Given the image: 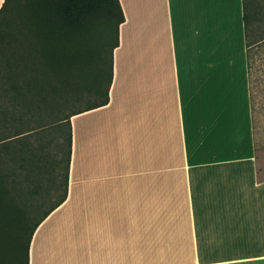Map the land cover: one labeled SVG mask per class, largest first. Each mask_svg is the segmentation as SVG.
<instances>
[{
  "label": "crops",
  "instance_id": "crops-1",
  "mask_svg": "<svg viewBox=\"0 0 264 264\" xmlns=\"http://www.w3.org/2000/svg\"><path fill=\"white\" fill-rule=\"evenodd\" d=\"M120 1L110 102L71 119L30 264H264L243 0Z\"/></svg>",
  "mask_w": 264,
  "mask_h": 264
},
{
  "label": "trees",
  "instance_id": "trees-1",
  "mask_svg": "<svg viewBox=\"0 0 264 264\" xmlns=\"http://www.w3.org/2000/svg\"><path fill=\"white\" fill-rule=\"evenodd\" d=\"M243 4L254 122L264 0ZM125 19L120 0H5L0 9V264H30L36 230L67 200L71 119L110 102Z\"/></svg>",
  "mask_w": 264,
  "mask_h": 264
},
{
  "label": "rangeland",
  "instance_id": "rangeland-1",
  "mask_svg": "<svg viewBox=\"0 0 264 264\" xmlns=\"http://www.w3.org/2000/svg\"><path fill=\"white\" fill-rule=\"evenodd\" d=\"M254 67H253V91L255 95V112H254V135L256 150L258 153L260 172L264 177V76L262 75L264 69L259 60L260 54H256L254 48ZM264 55V52L262 53Z\"/></svg>",
  "mask_w": 264,
  "mask_h": 264
}]
</instances>
